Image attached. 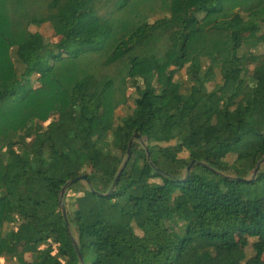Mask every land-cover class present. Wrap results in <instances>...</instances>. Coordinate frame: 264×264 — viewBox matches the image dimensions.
I'll use <instances>...</instances> for the list:
<instances>
[{"label":"trees","instance_id":"16d2710c","mask_svg":"<svg viewBox=\"0 0 264 264\" xmlns=\"http://www.w3.org/2000/svg\"><path fill=\"white\" fill-rule=\"evenodd\" d=\"M235 24L264 51V0H0V264H80L74 242L84 264H264L262 166L238 181L264 159V54ZM204 60L220 84L185 95L174 65L205 85ZM136 135L151 161L137 140L108 195Z\"/></svg>","mask_w":264,"mask_h":264},{"label":"rangeland","instance_id":"374dc122","mask_svg":"<svg viewBox=\"0 0 264 264\" xmlns=\"http://www.w3.org/2000/svg\"><path fill=\"white\" fill-rule=\"evenodd\" d=\"M231 16L229 15H222L218 18V22L215 25L217 28H226L230 26L231 24L234 25V23H231ZM239 30L241 29L242 32L245 33V41H246V51H252V54L254 56V60L248 59L247 62L250 66H254L257 62V60L262 59V54H264V51L261 46H255V38H254V31L250 32L249 30H244L242 27H240L239 24H235ZM211 26L209 24H200L194 27L195 29H208ZM46 37L49 39L52 35L51 31L44 30ZM256 47V48H255ZM256 60V61H255ZM198 67H201V72L204 75V72L207 75V83L205 85H202L198 79H194L192 72H190V68L183 65L182 62H177L176 65H174L173 68H177V70H180L178 73L177 78L182 82L184 86V94L190 95L195 94L199 91L201 92H209L213 89L214 86H217L221 82V76H222V70L223 66H221L219 63H216L211 60H204L196 65ZM233 66H227V68L231 69ZM264 68V66L262 67ZM43 70V68H41ZM39 75H37L38 77ZM210 78V79H209ZM212 79V81H210ZM215 101V108L218 109L221 106V98L214 97ZM180 106H184V102L180 101ZM185 115V112L183 113ZM118 116H121V111H118ZM174 142H171V144H158L161 148H166L169 146H173ZM226 150L228 148L226 147ZM173 171H176V169H173ZM196 171L199 172V174H202L207 179L214 178V173L206 168L202 167H196ZM262 172H264V164L262 165ZM154 182L145 180L137 189L133 190V196L135 198L142 197V196H150L152 192V185ZM234 192L238 193L239 189L237 187L234 188ZM163 194V192H161ZM262 207H264V203L261 204ZM166 226L169 229L171 233H175L177 230L175 226H173L170 222H166ZM239 244L245 246V247H251L257 244L262 243L259 239H250L246 237L245 235H241L238 238ZM143 244H146V240L143 238L141 239ZM41 255H44V252L41 253ZM27 259L30 261L32 259L31 256H28ZM245 258L242 255L237 256V258L234 260L233 264H242L244 262ZM261 260L264 261V253L261 256Z\"/></svg>","mask_w":264,"mask_h":264},{"label":"water","instance_id":"95a60500","mask_svg":"<svg viewBox=\"0 0 264 264\" xmlns=\"http://www.w3.org/2000/svg\"><path fill=\"white\" fill-rule=\"evenodd\" d=\"M137 140H139V141L141 142V144L143 145V147L145 148V150H146V152H147V159H148V161H151V155H150V150H149V148L145 145V143H144L143 141L140 140V137H139V136H137V135L134 136V138L131 139V141H130V143H129V148H128L127 156H126V159H125V161H124V163H123V166H122L121 170L119 171V174H118V176H117V178H116V180H115V182H114V184H113V186H112V188H111V191L108 193V195L112 194V192L116 189L117 184H118V182H119V180H120V178H121V175L123 174L125 168L127 167L128 163H129V161H130V158H131V155H132L133 145H134V143H135ZM263 164H264V159H263L260 163H258V165H257V167H256V170H255V172H254V174H253V177H252L250 180H240V179H239L238 181H244V182L248 183V182H251V181L255 180L256 177H257V175L259 174V172H260V168H261V166H262ZM196 165H197V166H200V167H203V168H206V169L212 171L213 173L222 176L220 173H218L217 171H215L214 169H212V168H211L210 166H208L207 164L199 163V162H197V161H193V162H191L190 166L187 168V171H186V178H185V180L189 177L191 171L193 170V168H194ZM185 180H182L181 182H183V181H185ZM84 181H87V177H86V176H81V177H78V178H76V179H74V180H71L70 182H68V183L63 187V189L61 190V193H60V206H61V208H62V214H63L64 220H65V222H66V224H67V226H68V228H69V232H70L71 235H72V232H71V228H70V225H69V221H68V216H67L66 208H65L64 203H63V198H64V195H65V193L67 192V190H68L69 188H71L72 186H74L75 184H77V183H79V182H84ZM88 184L90 185L89 182H88ZM90 189L93 191V189H92L91 186H90ZM74 245H75V249H76L77 255H78V257H79V263H80V264H84V261H83V258H82V256H81V254H80L79 247H78L77 243L74 242Z\"/></svg>","mask_w":264,"mask_h":264},{"label":"crops","instance_id":"0c3cea01","mask_svg":"<svg viewBox=\"0 0 264 264\" xmlns=\"http://www.w3.org/2000/svg\"><path fill=\"white\" fill-rule=\"evenodd\" d=\"M153 182V181H152Z\"/></svg>","mask_w":264,"mask_h":264}]
</instances>
